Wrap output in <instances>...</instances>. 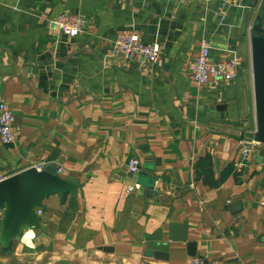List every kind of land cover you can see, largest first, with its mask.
I'll list each match as a JSON object with an SVG mask.
<instances>
[{
  "label": "crops",
  "instance_id": "0c3cea01",
  "mask_svg": "<svg viewBox=\"0 0 264 264\" xmlns=\"http://www.w3.org/2000/svg\"><path fill=\"white\" fill-rule=\"evenodd\" d=\"M262 10L264 0H0V102L16 118L0 179L53 164L83 184L45 199L20 241L0 243V264H264L262 145L234 166L256 130ZM61 13L84 17L83 31L62 33ZM122 33L161 43L159 61L113 58ZM203 41L211 62L237 60V79L191 78ZM131 158L153 189L134 180Z\"/></svg>",
  "mask_w": 264,
  "mask_h": 264
},
{
  "label": "water",
  "instance_id": "95a60500",
  "mask_svg": "<svg viewBox=\"0 0 264 264\" xmlns=\"http://www.w3.org/2000/svg\"><path fill=\"white\" fill-rule=\"evenodd\" d=\"M252 69L255 96L256 130L254 138L262 145L258 160L264 158V10L261 11L252 31ZM57 165H46L43 170L36 166L0 179V212H3L0 243L5 248L20 241L25 229L36 218V208L42 207L51 195L78 196L83 184L77 178H65L58 173ZM134 179L144 182L150 189L156 177L139 171Z\"/></svg>",
  "mask_w": 264,
  "mask_h": 264
},
{
  "label": "built area",
  "instance_id": "2783aa9c",
  "mask_svg": "<svg viewBox=\"0 0 264 264\" xmlns=\"http://www.w3.org/2000/svg\"><path fill=\"white\" fill-rule=\"evenodd\" d=\"M208 2L210 0H202ZM242 1V0H239ZM255 1V0H251ZM59 30L69 36H76L81 33L86 24L84 17L69 13H61L53 20ZM211 46L208 41H203L199 55L190 60L188 71L191 78L197 83L204 85L210 77L215 80L231 82L237 79V60H222L211 62L209 60ZM111 55L113 58L126 63H139L143 65L155 64L162 56V45L159 42L146 43L137 33H122L116 37L113 42ZM15 114L6 101L0 102V141L4 144H12L15 139ZM261 147V144L254 138V132H243V138L240 141V160L234 162L237 169L243 168L253 157V154ZM38 170H43L44 165H37ZM141 161L138 158H131L128 162V170L135 175L140 171ZM62 168L59 167L60 174ZM264 206V200L261 201ZM41 207L36 208L35 215H41ZM190 264H204L200 256H192Z\"/></svg>",
  "mask_w": 264,
  "mask_h": 264
},
{
  "label": "trees",
  "instance_id": "16d2710c",
  "mask_svg": "<svg viewBox=\"0 0 264 264\" xmlns=\"http://www.w3.org/2000/svg\"><path fill=\"white\" fill-rule=\"evenodd\" d=\"M207 163H208V165H211L212 160H211V159H208V160H207ZM231 169H232V168H231ZM199 174H201V173H199Z\"/></svg>",
  "mask_w": 264,
  "mask_h": 264
}]
</instances>
